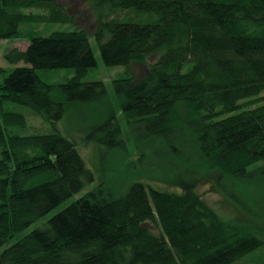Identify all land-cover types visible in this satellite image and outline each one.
Masks as SVG:
<instances>
[{"label": "trees", "instance_id": "16d2710c", "mask_svg": "<svg viewBox=\"0 0 264 264\" xmlns=\"http://www.w3.org/2000/svg\"><path fill=\"white\" fill-rule=\"evenodd\" d=\"M88 1L106 65L129 69L156 56L140 77L112 80L127 125L151 142L188 132L207 171L233 186L235 179L264 182V0ZM72 21L57 0H0V39L19 36L24 22ZM4 58L15 66L0 81V264H235L250 257L264 264V230L223 217L191 183L172 192L133 182L119 196L98 184L9 243L94 178L57 130L10 131L27 122L15 105L51 123L75 105L102 106L85 140L126 144L104 82L82 80L96 65L84 28L31 34L24 49ZM60 67L73 75L58 85L63 98L54 99L36 69ZM165 147L182 157L179 147ZM257 250L263 253L253 257Z\"/></svg>", "mask_w": 264, "mask_h": 264}, {"label": "rangeland", "instance_id": "374dc122", "mask_svg": "<svg viewBox=\"0 0 264 264\" xmlns=\"http://www.w3.org/2000/svg\"><path fill=\"white\" fill-rule=\"evenodd\" d=\"M57 1L63 3L68 12L73 14V21L68 23L24 22L19 27V36L0 39V67L5 68V72L0 73V81L15 66L8 63L4 55L14 47L24 49L31 34L48 35L56 30H70L77 26L84 28L95 54L96 65L87 70L82 80H101L104 82L109 95L108 100L116 111L126 145L124 148L116 149L108 148L92 140H85V134L91 123L101 118L102 106L91 103L75 105L66 110L60 119L51 123L44 121L38 115L30 113L28 106L15 105V109L25 114L27 122L25 127L14 126L10 128V131L23 134L34 131L57 130L75 143L85 165L93 172L94 178L79 192L33 221L20 234L14 236L9 243L32 229L43 227L51 215L98 184H102L113 195L119 196L133 182H141L145 186L172 192H182L184 187L191 183L193 190L198 192L220 215L227 219L238 217L237 220L253 221L258 225L259 230L257 229V231L262 232L264 230V182L235 179V185L233 186V181H230L220 172L207 171L206 166H202L199 162L201 159L197 158L199 157L198 150L195 148L193 139L188 132H171L167 134V140L162 138V141L156 139L151 142L149 138L143 137L140 128L127 125L123 114L118 109V101L114 95L112 80L130 74L136 78L140 77L147 71L148 64L153 62L156 56L147 57L145 62H133L130 64L129 69L122 65H106L102 61L97 43L92 35L96 27V17L91 3L88 0ZM23 11L41 12L42 10L23 9ZM117 15L124 18L132 14L130 12H119ZM133 19L142 20L140 15L135 16ZM17 65H23V62ZM36 72L45 83L52 85V97L62 99L63 96L58 90V85L73 75V68L36 69ZM259 96H264V91ZM167 141L171 145L179 147V150L182 151L181 158L175 156L174 153L169 154L167 152L165 147ZM252 168L253 166L249 170ZM148 225L154 232L158 231L153 224L148 223ZM259 235L261 237L262 234ZM262 253V250H257L252 256L255 257ZM246 263L256 264L257 262L250 257L235 264Z\"/></svg>", "mask_w": 264, "mask_h": 264}]
</instances>
